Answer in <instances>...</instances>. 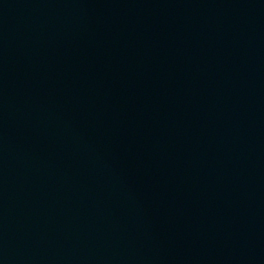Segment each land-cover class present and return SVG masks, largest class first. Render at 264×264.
<instances>
[{
	"label": "water",
	"instance_id": "95a60500",
	"mask_svg": "<svg viewBox=\"0 0 264 264\" xmlns=\"http://www.w3.org/2000/svg\"><path fill=\"white\" fill-rule=\"evenodd\" d=\"M0 264H264V0H0Z\"/></svg>",
	"mask_w": 264,
	"mask_h": 264
}]
</instances>
